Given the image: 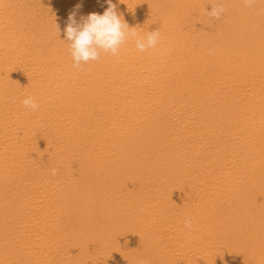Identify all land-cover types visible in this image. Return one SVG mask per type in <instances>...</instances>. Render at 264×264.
<instances>
[{
    "label": "bare ground",
    "instance_id": "obj_1",
    "mask_svg": "<svg viewBox=\"0 0 264 264\" xmlns=\"http://www.w3.org/2000/svg\"><path fill=\"white\" fill-rule=\"evenodd\" d=\"M113 3L157 47L76 68L106 0H0V264H264V0Z\"/></svg>",
    "mask_w": 264,
    "mask_h": 264
},
{
    "label": "clouds",
    "instance_id": "obj_2",
    "mask_svg": "<svg viewBox=\"0 0 264 264\" xmlns=\"http://www.w3.org/2000/svg\"><path fill=\"white\" fill-rule=\"evenodd\" d=\"M106 2L108 7L103 14L90 13L80 22L77 21L75 12L69 14L64 41L68 42L73 66L76 68L81 64L99 60L102 53L118 56L121 46L130 39L135 41L136 48L140 52L155 49L160 41L159 30L148 31L144 36H140L136 27H130L123 16L118 14L117 5L113 0ZM255 2L256 0H243L246 6H252ZM225 11L226 8L220 3L212 5L211 11L206 9V14L218 20ZM56 26L58 29V25ZM22 104L33 111L39 108L38 102L31 96L25 97ZM56 171L52 169V174L56 175ZM185 227H192L190 219L185 220ZM140 264H148V262L141 261Z\"/></svg>",
    "mask_w": 264,
    "mask_h": 264
}]
</instances>
